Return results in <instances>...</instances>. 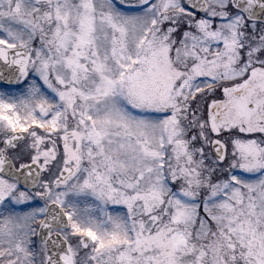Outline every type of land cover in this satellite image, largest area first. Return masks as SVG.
<instances>
[{
	"label": "snow or ice",
	"instance_id": "snow-or-ice-1",
	"mask_svg": "<svg viewBox=\"0 0 264 264\" xmlns=\"http://www.w3.org/2000/svg\"><path fill=\"white\" fill-rule=\"evenodd\" d=\"M0 264H264V0H0Z\"/></svg>",
	"mask_w": 264,
	"mask_h": 264
},
{
	"label": "rangeland",
	"instance_id": "rangeland-1",
	"mask_svg": "<svg viewBox=\"0 0 264 264\" xmlns=\"http://www.w3.org/2000/svg\"><path fill=\"white\" fill-rule=\"evenodd\" d=\"M218 95H220V94H218Z\"/></svg>",
	"mask_w": 264,
	"mask_h": 264
}]
</instances>
